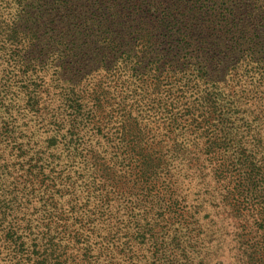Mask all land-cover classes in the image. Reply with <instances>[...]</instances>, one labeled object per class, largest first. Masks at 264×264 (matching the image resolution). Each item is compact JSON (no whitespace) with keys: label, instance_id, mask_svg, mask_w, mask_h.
I'll return each instance as SVG.
<instances>
[{"label":"trees","instance_id":"16d2710c","mask_svg":"<svg viewBox=\"0 0 264 264\" xmlns=\"http://www.w3.org/2000/svg\"><path fill=\"white\" fill-rule=\"evenodd\" d=\"M262 118L264 0H0L1 240L170 264L199 240L183 179L211 175L264 264Z\"/></svg>","mask_w":264,"mask_h":264},{"label":"rangeland","instance_id":"374dc122","mask_svg":"<svg viewBox=\"0 0 264 264\" xmlns=\"http://www.w3.org/2000/svg\"><path fill=\"white\" fill-rule=\"evenodd\" d=\"M244 107H248L244 105ZM250 110L254 107L249 106ZM247 118L253 121L254 114L246 113ZM261 118V117H260ZM261 126V135L263 138L264 150V118L259 120ZM207 172H210L209 169ZM187 202L196 207L198 213H195V232L199 236L198 243L195 246H186L182 248H166L168 253H173L170 257V264H245L242 250L238 245V232L241 230L242 221L234 219L233 215H228L226 203V191L221 182L220 186L213 180L211 175L202 178L197 175L183 179ZM41 206L33 203L32 207ZM34 214V224L40 215ZM36 219V220H35ZM0 236V264H22L16 263L18 259L25 256L17 252V255L10 253L6 241L1 240ZM257 256L262 251L257 247Z\"/></svg>","mask_w":264,"mask_h":264}]
</instances>
